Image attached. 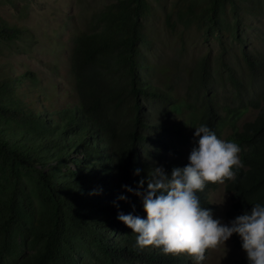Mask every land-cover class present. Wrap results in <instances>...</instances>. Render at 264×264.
I'll return each instance as SVG.
<instances>
[{"label":"trees","instance_id":"1","mask_svg":"<svg viewBox=\"0 0 264 264\" xmlns=\"http://www.w3.org/2000/svg\"><path fill=\"white\" fill-rule=\"evenodd\" d=\"M235 1L175 0L165 10L163 26L170 35L194 28L222 47L223 35L231 36L249 76L264 81V50L249 51L240 41ZM150 4L111 0L91 14L84 29L71 32L67 58L75 104L70 106L48 105L55 93L46 91L36 74L7 71L1 62L0 264H192L187 255L135 247L136 235L117 219L118 213L145 218L142 198L134 193L143 191L138 181L149 170L162 166L170 173L188 163L151 158L155 150L178 151L166 134L195 144L194 133L183 134L177 123L154 121V103L165 114L186 112L191 126L205 124L219 139L222 128L232 129L222 140L239 145L243 167L234 169L236 179L225 184L231 193L227 218L264 203V90L255 117L238 127L243 108L221 114L209 89L200 106H193L171 87H153L142 70L148 67L143 48L150 45L145 23ZM228 5L231 19L225 20ZM24 31L0 14V40L11 44ZM205 61L189 71L196 87ZM231 82L240 84L232 74ZM212 186L197 193L201 206L211 211L206 191ZM232 242L241 247L237 234ZM225 264L248 261L242 257Z\"/></svg>","mask_w":264,"mask_h":264},{"label":"rangeland","instance_id":"2","mask_svg":"<svg viewBox=\"0 0 264 264\" xmlns=\"http://www.w3.org/2000/svg\"><path fill=\"white\" fill-rule=\"evenodd\" d=\"M109 1L111 0H0V14L10 24L25 30L11 44L0 40V64L2 62L7 71H29L36 74L46 91L50 89L55 93L54 100L48 102V105L59 108L75 104L70 94L72 77L67 58L71 32L74 29H84L91 14ZM149 1L150 13L145 23L150 45L143 48L144 63L148 67L142 70L146 72L144 76L150 84L162 91L171 87L174 95L187 99L193 106H200L203 92L209 89L221 114L227 108H243L235 125L240 127L245 121L252 120L258 111L254 106L259 100V91L264 90V81L249 76L238 54L236 41L231 40L229 35H223L222 47L218 40L194 28L183 29L179 31V35H170L163 26V20L165 10L175 0ZM236 1L240 41L249 51L264 50V0ZM224 19H231L229 5ZM203 58L206 59L204 71L201 72L200 85L196 87L191 84L189 71L198 66ZM222 60L225 64L221 63ZM231 74L239 79L238 87L232 84ZM63 94L70 97L65 98ZM151 109L154 121L175 122L182 128L183 134L191 136L194 133L186 112L181 114L170 111L165 114L155 103L151 104ZM231 130L229 126L222 128V139ZM165 140L178 151L169 147L155 150L156 154L151 156L153 160L188 159L195 146L191 139L187 142L182 137L173 135L166 134ZM225 184L226 181L214 184L207 189L206 194L208 201L214 206L213 218L229 224L232 220L227 218L226 211L231 204V193L225 189ZM225 248V256L223 246L208 250L202 264H225L246 257L242 247L233 244L232 236L225 242ZM189 258L195 264L194 259Z\"/></svg>","mask_w":264,"mask_h":264},{"label":"clouds","instance_id":"3","mask_svg":"<svg viewBox=\"0 0 264 264\" xmlns=\"http://www.w3.org/2000/svg\"><path fill=\"white\" fill-rule=\"evenodd\" d=\"M194 129L195 146L184 167H173L170 173L153 167L138 181L137 188L143 191L134 194L142 198L145 218L118 213L117 219L136 235L138 248L152 246L165 255H187L202 264L210 249L223 246L225 256V242L237 234L248 264H264V203H255L250 212L223 224L213 218L211 209L201 206L197 195L207 184L236 179L234 169L243 167L239 145L219 139L205 124ZM140 171L135 169L134 175Z\"/></svg>","mask_w":264,"mask_h":264}]
</instances>
